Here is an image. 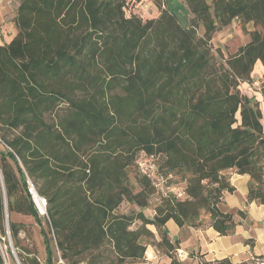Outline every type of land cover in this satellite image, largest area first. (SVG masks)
<instances>
[{
  "label": "trees",
  "instance_id": "trees-1",
  "mask_svg": "<svg viewBox=\"0 0 264 264\" xmlns=\"http://www.w3.org/2000/svg\"><path fill=\"white\" fill-rule=\"evenodd\" d=\"M124 5L21 0L17 33L0 46V246L12 242L10 264H55V254L64 264H99L106 246L109 264L145 262L147 246L181 264L169 221L199 228L207 216L220 236L233 233L234 215L219 210L234 193L229 170L249 177L246 201L264 207V91L258 100L238 90L257 63L264 68V0H184L186 25L167 0L145 22L126 17ZM234 20L260 30L217 70L206 43ZM141 154L160 177L185 183L184 197L160 196L150 218L144 211L159 193L137 170ZM29 186L45 200L44 215ZM124 202L138 212L116 214ZM13 214L38 226L42 259L22 246Z\"/></svg>",
  "mask_w": 264,
  "mask_h": 264
},
{
  "label": "rangeland",
  "instance_id": "rangeland-1",
  "mask_svg": "<svg viewBox=\"0 0 264 264\" xmlns=\"http://www.w3.org/2000/svg\"><path fill=\"white\" fill-rule=\"evenodd\" d=\"M21 0H3L0 3V20H3V25L5 26V30L2 31L0 28V46H3L9 43L16 35L17 30L15 26V18L17 13V8L20 4ZM166 0H146L143 1L142 4L140 0H136V2H130L126 6L124 5L125 15L136 16L140 18L142 22L147 20H155L160 16V13L164 10L165 5L164 2ZM209 1V0H207ZM169 6L173 9H176L180 15V22L182 25H186L187 18L190 19L191 16L188 13L186 6L184 5V0H167ZM1 26V27H2ZM253 30H260L259 27H255L252 24L246 25L245 30L241 28V24L238 20H234L229 26L225 28H221L216 30L210 37L209 41L206 43V50L208 51V55L211 59L212 68L219 70L221 68V64H224L230 57L234 56L239 48L246 45L250 38L249 33ZM203 27L199 26L197 28V37L200 38L203 35ZM260 63L254 67L253 72L251 74L250 82L239 84L238 90L241 94L246 96H254L260 100V95L264 91V68L260 67ZM264 102V101H263ZM264 104V103H263ZM263 104H261L263 111ZM60 108H64L62 105L59 106L55 112H59ZM128 180L130 184H132L133 190L137 191L138 187L135 184L136 173L133 167L128 169ZM170 186L173 187L171 192L166 189L159 190L155 196L150 198L149 206L144 211V215L147 218L152 216L153 208L158 204L160 196L162 192L167 194H173L175 191H184L185 183L181 182L179 178V174H177L173 179L169 180ZM172 184V185H171ZM34 191V189H33ZM169 192V193H168ZM43 199V198H41ZM138 212V209L126 202L122 203L119 208L116 210V214L119 215H133ZM11 220L15 223H19L24 226V230L19 234V240L21 241L22 246L26 247L31 252L35 253L39 259H42L43 256V248L42 241L39 235L38 226L34 223V221L29 217H24L20 215L13 214L11 215ZM171 226L174 224L171 222ZM140 226L139 222H134L130 229L134 230ZM7 241L8 246H0L1 252L3 253L5 263L10 264L12 259L6 253V250L9 249L11 255L12 251V242L8 240V238L3 239ZM10 241V243H9ZM149 244H152V239L148 240ZM151 247L152 246H147ZM11 248V249H10ZM182 252V251H181ZM102 257L100 259L99 264H109V261L115 260L114 255L109 253V248L106 246L101 253ZM13 256V255H12ZM163 259L156 264H163L165 256H161ZM55 264H64L60 261L55 254ZM123 264H146L144 260L140 261H126Z\"/></svg>",
  "mask_w": 264,
  "mask_h": 264
},
{
  "label": "crops",
  "instance_id": "crops-1",
  "mask_svg": "<svg viewBox=\"0 0 264 264\" xmlns=\"http://www.w3.org/2000/svg\"><path fill=\"white\" fill-rule=\"evenodd\" d=\"M2 25L3 20H0L3 31L5 26ZM225 175L234 193L223 199L219 210L233 214L236 227L230 235L220 236L207 224V216L202 217L205 222L199 228H178L169 221L166 224L169 237L178 243V249L184 254L181 264H215L222 260L230 264H250L253 258L264 257V207L256 202L247 203V175L240 176L233 170L227 171ZM237 212H242L243 217L237 216ZM171 222L174 226H171ZM161 256L153 248L147 247L145 262L159 263L163 259ZM168 263L169 259L166 258L163 264Z\"/></svg>",
  "mask_w": 264,
  "mask_h": 264
},
{
  "label": "built area",
  "instance_id": "built-area-1",
  "mask_svg": "<svg viewBox=\"0 0 264 264\" xmlns=\"http://www.w3.org/2000/svg\"><path fill=\"white\" fill-rule=\"evenodd\" d=\"M2 1L3 0H0V3ZM131 1L133 3L136 2V0H125V6L128 3H130ZM140 1H141L140 4H142L143 1H146V0H140ZM124 12H125V10H124ZM136 167H137V170H138L140 175H142V176H144V177H146V178H148L149 180L152 181V184L156 188L157 192L159 190H162V189H166L169 192H171V189L173 187H167L166 186V181L168 179H170L171 177H169L168 179H165V178L160 177L158 175V166H157V164L155 163V161H154V159L152 157H147L144 154H141L138 157V159L136 160ZM161 192H162L163 196L167 195V193H165L163 191H161ZM29 193H30V195L32 197L35 194V191H33V187L32 186H29ZM173 195L178 200L182 199L184 197V191H179V192L175 191V192H173ZM41 204L43 205V208H44V201ZM175 256H176L177 260H179V261H182L184 259V254L179 249L176 250ZM250 264H264V257L253 258L251 260Z\"/></svg>",
  "mask_w": 264,
  "mask_h": 264
},
{
  "label": "water",
  "instance_id": "water-1",
  "mask_svg": "<svg viewBox=\"0 0 264 264\" xmlns=\"http://www.w3.org/2000/svg\"><path fill=\"white\" fill-rule=\"evenodd\" d=\"M35 198H38L40 201H41V203L44 201V208H43V210L40 208V206L37 204V202H36V199ZM32 199H33V202L35 203V206H36V208H37V210H38V212H39V214L40 215H44L45 214V200L44 199H41L40 197H38V195L35 193L34 195H33V197H32ZM10 240V239H9ZM9 243H10V241H9ZM12 248V251H13V258L15 259L16 258V256H15V253H14V250H13V247H11ZM10 248V249H11Z\"/></svg>",
  "mask_w": 264,
  "mask_h": 264
},
{
  "label": "bare ground",
  "instance_id": "bare-ground-1",
  "mask_svg": "<svg viewBox=\"0 0 264 264\" xmlns=\"http://www.w3.org/2000/svg\"><path fill=\"white\" fill-rule=\"evenodd\" d=\"M36 199V202L37 204L40 206V208L43 210V205L41 204V201L38 199V198H35ZM5 264H8V263H5Z\"/></svg>",
  "mask_w": 264,
  "mask_h": 264
}]
</instances>
